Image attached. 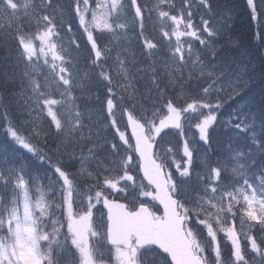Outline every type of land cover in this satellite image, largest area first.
Segmentation results:
<instances>
[{
  "label": "snow or ice",
  "instance_id": "6c2138e0",
  "mask_svg": "<svg viewBox=\"0 0 264 264\" xmlns=\"http://www.w3.org/2000/svg\"><path fill=\"white\" fill-rule=\"evenodd\" d=\"M246 6L0 0V264H264Z\"/></svg>",
  "mask_w": 264,
  "mask_h": 264
},
{
  "label": "trees",
  "instance_id": "16d2710c",
  "mask_svg": "<svg viewBox=\"0 0 264 264\" xmlns=\"http://www.w3.org/2000/svg\"><path fill=\"white\" fill-rule=\"evenodd\" d=\"M233 11V21L235 27L232 29V38L241 42L242 50L255 53L258 50V40L256 36H251V30L246 21L250 20V15L244 0H226ZM199 23V16H197ZM253 28V24L251 25Z\"/></svg>",
  "mask_w": 264,
  "mask_h": 264
},
{
  "label": "bare ground",
  "instance_id": "6f19581e",
  "mask_svg": "<svg viewBox=\"0 0 264 264\" xmlns=\"http://www.w3.org/2000/svg\"><path fill=\"white\" fill-rule=\"evenodd\" d=\"M248 23V27L249 29L251 30V33L250 35L251 36H254L256 34V31H257V25L254 23V22H251L250 20L246 21ZM253 24V28L251 27V25ZM257 40H258V43L257 45H259L260 41L258 39V35H257Z\"/></svg>",
  "mask_w": 264,
  "mask_h": 264
},
{
  "label": "rangeland",
  "instance_id": "374dc122",
  "mask_svg": "<svg viewBox=\"0 0 264 264\" xmlns=\"http://www.w3.org/2000/svg\"><path fill=\"white\" fill-rule=\"evenodd\" d=\"M256 34L258 35V32H257V31H256ZM176 138H177V139H179V137H178V136H177Z\"/></svg>",
  "mask_w": 264,
  "mask_h": 264
}]
</instances>
